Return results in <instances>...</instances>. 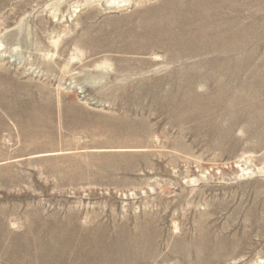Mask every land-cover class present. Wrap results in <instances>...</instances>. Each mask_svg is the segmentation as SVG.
<instances>
[{
  "label": "rangeland",
  "instance_id": "1",
  "mask_svg": "<svg viewBox=\"0 0 264 264\" xmlns=\"http://www.w3.org/2000/svg\"><path fill=\"white\" fill-rule=\"evenodd\" d=\"M0 264H264V0H0Z\"/></svg>",
  "mask_w": 264,
  "mask_h": 264
},
{
  "label": "bare ground",
  "instance_id": "2",
  "mask_svg": "<svg viewBox=\"0 0 264 264\" xmlns=\"http://www.w3.org/2000/svg\"><path fill=\"white\" fill-rule=\"evenodd\" d=\"M205 12H206V11H205ZM208 16H209V15H208ZM208 16H207V17H208ZM206 19H207V18H206ZM221 26H222V25H221ZM222 27H223V26H222ZM223 28H224V27H223ZM199 29H200L201 37H205V38H206V37L211 36V35L213 34V33L210 32V30H208V29L206 30V29L203 28V27H200ZM217 29H218V28H217ZM217 29H216V30H217ZM214 34H216V33H214ZM218 34H222V30L220 31V33H219V30H218ZM220 36H221V35H220ZM220 36H219L218 38L221 39L222 37H220ZM215 37H216V36H215ZM218 38H217V39H218ZM208 39H209V38H208ZM202 40H203V39H202ZM218 40H219V39H218ZM53 47H54V46H53ZM8 54H9V53H8ZM42 59H43V58H42ZM41 61H42V60H41ZM43 62H44V61H43ZM219 243H220V242H219ZM230 253H231V252H230Z\"/></svg>",
  "mask_w": 264,
  "mask_h": 264
}]
</instances>
